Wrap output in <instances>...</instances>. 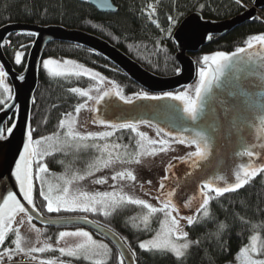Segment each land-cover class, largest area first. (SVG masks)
Wrapping results in <instances>:
<instances>
[{"label":"water","instance_id":"1","mask_svg":"<svg viewBox=\"0 0 264 264\" xmlns=\"http://www.w3.org/2000/svg\"><path fill=\"white\" fill-rule=\"evenodd\" d=\"M76 1L86 2L101 14H113L116 10L111 0ZM263 10L264 0H253L250 10L223 22L204 20L198 13L184 18L171 34L176 50L174 59L178 65V72L171 77H158L149 73L120 50L85 32L59 26L8 24L1 27L0 66L7 74L4 83H9L11 98L7 107L4 105L0 110V197L12 192L28 209L26 213L17 211L13 214L11 227L19 216H25L30 224L39 228H82L108 242L117 252L122 264H136L135 256L120 236L91 219L86 217L89 221L86 222L80 217L50 219L42 216L24 199L13 175L16 161L24 150L23 145L30 131L31 107L43 54L53 43L85 49L105 60L148 94L163 95L161 99L134 97L131 98L132 103L127 104L115 95V88H106L105 91L111 94L104 96L98 104L96 100L92 103L87 116L88 123L101 127L124 122H133L136 126L146 125L168 141L193 148L195 145L181 143L178 138H191L197 132L205 137L207 147L204 158H194L193 163V159L186 156L166 167L167 179H162L157 191L153 193L156 202L163 205L170 199L180 218L187 220L191 216L194 220L203 210L200 209L203 194H206L203 190L214 197L228 196L239 191L245 184L221 195L203 188V185L211 182L213 188L230 187L236 183V173L241 171V166L264 167V131L260 127L264 118V43L255 41L251 46L242 48L241 52L226 54L230 59L221 61L219 69L211 59L199 65L192 56L207 47L213 38H223L236 28L256 20L257 13ZM15 34L33 36L20 73L14 70L3 51L8 37ZM198 67L204 69L206 79L198 101L196 119L192 120L184 114L181 101L164 94L190 87L195 82ZM195 96L196 93L193 98ZM11 118L12 125L9 128L12 131L8 132L9 128L4 131L5 124ZM101 120L106 123L101 124ZM160 129L163 131H158ZM245 149L253 152V156L249 157ZM262 173L264 171L257 172L249 180ZM161 184L164 185L163 189ZM169 192L172 193L170 198L167 196ZM32 194L33 190L31 196ZM6 211L0 199V218H6ZM29 214L32 216L31 220ZM9 232L10 230L6 231L5 237Z\"/></svg>","mask_w":264,"mask_h":264},{"label":"trees","instance_id":"2","mask_svg":"<svg viewBox=\"0 0 264 264\" xmlns=\"http://www.w3.org/2000/svg\"><path fill=\"white\" fill-rule=\"evenodd\" d=\"M249 1L253 3V0ZM111 2L116 9L115 12L101 14L86 2L80 3L76 0H0V28L8 24H22L40 27L59 26L85 32L120 50L149 73L158 77H171L178 72L171 33L184 18L192 13H198L204 20L223 22L244 12L243 6L236 0H111ZM171 21H174L173 26H170ZM260 35H264V10L256 20L236 28L223 38H213L207 47L192 57L201 62L206 55L211 57L217 52L230 54L250 45L252 37ZM32 42L33 36L30 34H15L8 37L5 43L7 46L3 47L5 57L17 73L23 70ZM17 51L23 52L19 66L14 64V54ZM46 58L69 60L101 73L106 80L113 82L122 90L124 96L132 97L140 90L105 60L80 47L53 43L44 51L43 59ZM88 85L85 78L53 77L40 68L30 114L33 139L55 138L61 134L60 121L74 113L76 107L84 102L83 98L70 89H85ZM11 125L12 118L5 124L4 131ZM63 152L64 150L56 151L47 155L42 162L49 170L62 172L66 169L64 163H67L65 158L63 159ZM56 162L59 163L56 165ZM262 179L263 173L249 180L235 194L212 198L207 207L208 215L182 228L188 232V237L182 239L193 243L179 258L166 251L140 249V242L156 233L160 218H152L151 223L145 227L137 225L133 218L138 214L145 215L146 211L132 204L120 206L112 216L107 217L79 212H48L46 200L40 195L42 190L34 178L32 205L42 216L50 219L87 217L102 227L104 226L96 220H106L116 228L115 233L135 254L136 264H236L243 257L239 255L241 248L248 244L253 235H259L264 245ZM136 220L138 223V218ZM39 229L43 230H40L42 240L53 244L61 231L78 228ZM90 234L106 242L96 234L92 232ZM14 239L15 236L11 233L5 237L0 247V257H5V250L12 248ZM109 246L114 256L104 264H122L115 249L110 244ZM46 257L54 258L61 264H93L83 258H71L57 252H50Z\"/></svg>","mask_w":264,"mask_h":264},{"label":"rangeland","instance_id":"3","mask_svg":"<svg viewBox=\"0 0 264 264\" xmlns=\"http://www.w3.org/2000/svg\"><path fill=\"white\" fill-rule=\"evenodd\" d=\"M237 2H241L240 4L243 6L244 11L250 10L252 8L253 3L249 0H236ZM150 6V5H148ZM147 6V7H148ZM151 10H154L153 7H150ZM261 12L257 13V16H259ZM174 25V21H171L170 26ZM258 41L252 39V43ZM251 43V44H252ZM23 53V52H22ZM23 56V55H22ZM48 59V58H46ZM22 60V58H21ZM45 59H42L40 68L45 71L50 76L53 77H67V76H73V77H82L87 79V83L89 85L85 89H81V91L87 92V96H81L79 93L77 94L80 98L84 99V102L82 103L84 105L83 108L79 110V112L74 111V113L64 117L62 120L65 121L64 127L60 126L59 129V135H57L55 138H51L48 140H45L43 142V147L47 148L48 154L50 155L56 151H63L68 152V154L71 155L70 158V165H67V163H64V166L66 167L65 171L62 172H56L49 170L47 172H41L40 177L41 180L44 181L43 184H41L40 180H36L37 185L41 188L42 191H44L47 194L48 191V185L51 184L54 189L62 187L64 185L65 180L72 179V174L75 173L77 175H84V180H74L72 184L69 185L70 192L68 195V199H72L74 196H80V193L86 192L89 195H93L97 192H108L114 194L117 198L119 197H127L128 199L124 200L118 207L116 208H109L107 209L108 215H105L103 211H96V212H89V214H95V215H102L104 217L112 216L114 212L122 205H128L132 204L136 207H139L141 210H145L146 213L144 214H138L136 215V218L133 219L136 221V224H140L142 227H145L146 225L151 223L152 218H160L158 223L159 226L157 228L156 233L149 239L143 240L140 243H145L146 245L149 244L150 241H152L158 232H161V221H164L166 219L165 214L163 212H157L149 214L148 210L143 207V205H137L131 203L132 200H143L145 203L152 205L156 208L163 207L162 204L159 202L157 203L149 192L156 191L158 187V183L161 181V179L164 177V170L168 165H170L172 162L179 160L184 156L185 154L189 153V149L185 147H181L180 145H163L160 144L157 139H155V136L151 131H148L145 128L138 129L136 132H133V134L136 137V133L138 135L139 130L143 132V139L140 135H138V141L137 146L135 147L136 151L134 153L133 158L134 160H130L128 158V154L126 152V148H120L118 149V152L114 148V151L112 152L110 149H106L104 151H99L97 148L92 147V145H99L101 148L104 145V141H96L99 140L98 138H89L87 140H79L78 138L72 139L65 136V133L68 130L69 124H71L72 130L74 132L80 133L82 136H86L87 133H100V132H109L108 128H100V127H88L85 128V122L87 120V116L90 113V107L92 103L95 101V98L98 97L104 89L109 87H114L118 91L120 90L113 82H110L106 80L101 73H98L92 69H89L83 65L77 64L75 62L65 65L63 62L65 60H55L57 61V64L50 65L49 68L64 71L66 74L62 76H54L49 73V70L45 69L43 67V61ZM69 61V60H68ZM202 62L206 63L203 61ZM208 62V61H207ZM14 64L19 66V64L15 63V54H14ZM77 66H82V68H86L89 70V73H82L81 75H73V74H67V73H74L76 71H80L81 69ZM90 73H98L99 77L93 78V76ZM102 78V79H101ZM5 86H7L10 89V86L7 84V81L4 83ZM193 88L190 89L192 91ZM188 92V91H187ZM122 94V92H121ZM11 97V89L8 93H5L3 91V87H0V99L6 100V103L10 100L8 97ZM90 97H93V99H89ZM125 97H128L125 95ZM4 104H0V107H3ZM77 108V107H76ZM61 130V132H60ZM111 132V131H110ZM149 141H155V143H149ZM87 145V147H85ZM40 150V149H38ZM139 152V155H136V153ZM111 153V155H109ZM64 155V153H62ZM115 154V155H114ZM117 154V155H116ZM130 154V152H129ZM47 155H44L43 158ZM99 158V159H98ZM108 160L110 161L107 167H104L103 163L101 161ZM35 162L39 161V158H35ZM44 163V162H43ZM59 162H56V165ZM45 164V163H44ZM95 165V168L91 169V175H87L89 171V165ZM46 166V165H45ZM47 167V166H46ZM69 167L75 168V169H69ZM98 169V170H97ZM99 172V173H98ZM131 173L133 178H129L126 173ZM117 173H124L123 177L117 176ZM113 176H116L117 178L113 180ZM103 180L104 182L101 184L95 183L96 180ZM263 183H264V173H263ZM59 194V193H56ZM80 200L83 201V197L80 196ZM46 209H47V201H46ZM48 211V210H47ZM65 211V210H61ZM205 211V210H204ZM55 212V211H54ZM66 212H79L84 213L82 211H66ZM148 216V222L145 224L144 222V216ZM171 216L176 218L179 221L180 227H185V224L187 223V220H184L179 217V215L175 212H171ZM204 212L200 214V217H204ZM199 217V219H200ZM138 218V223L137 219ZM197 219V217H196ZM97 223L103 225L109 230L117 231L116 228L108 224L106 220L97 219ZM42 229H39L32 226L25 216H19L16 221L13 224L12 230H10L11 235L15 236L16 240V234L17 231L19 232L20 236V251L16 250V244L12 246V248H7L5 250V257H20V256H26L31 257L30 253H37L42 255H35L33 256L31 260H34L35 263L38 264H61L57 262L54 258L46 257L50 252H57L61 255L68 256L71 258H83L84 260L97 264V261H99V264H104L114 256L113 251L109 244H107L104 241L98 240L94 238L89 231L78 228L73 230H63L61 232H77V231H87L89 235L92 238V241H94V244H89L90 250L92 252H98V255H89L87 258L85 254L77 249L78 244L82 243H88L86 237H79V236H64L60 237L58 233L57 241L53 244H49L46 241L42 240L41 234ZM175 242L177 244H182L185 242L189 243V248L192 246V241H188L186 239H175ZM99 245H105L104 248H99ZM140 245V244H139ZM253 245L256 247V251L250 253L251 257L253 259H260L264 260V245L261 243V238L259 235H253L248 244L245 247L251 248ZM47 246V247H46ZM33 248H44L43 252L39 251H31ZM188 248V249H189ZM60 249H64V252H61ZM141 249V248H140ZM188 249H182V252L185 254V252ZM142 250H155L152 249L149 245L145 249ZM164 251V250H160ZM174 255L175 253L171 251H166ZM69 253H72L71 255ZM240 253V252H239ZM12 254V255H11ZM47 254V255H45ZM183 254V255H184ZM10 255V256H8ZM182 255V256H183ZM240 255V254H239ZM180 256V257H182ZM242 257V256H241ZM179 258V257H177ZM12 258H4L0 257V263L4 260H11ZM119 260H121L119 258ZM236 264H245L244 258H240L239 262Z\"/></svg>","mask_w":264,"mask_h":264},{"label":"snow or ice","instance_id":"4","mask_svg":"<svg viewBox=\"0 0 264 264\" xmlns=\"http://www.w3.org/2000/svg\"><path fill=\"white\" fill-rule=\"evenodd\" d=\"M171 19V18H170ZM254 40H258L261 43H264V35L260 36H255L252 37ZM4 46H7L6 44ZM251 46V44L249 45ZM243 49H237V52H241ZM23 53L17 51L15 53V63L20 64L21 63V58H22ZM212 60L213 63L217 64L218 69L222 66L220 64L221 61H227L230 59L229 56H227L223 52H217L213 56H204L203 61L207 62L209 60ZM65 65L73 63L72 61L65 60L63 62ZM57 64V61L52 60V59H45L43 61V67L47 70H49V73L54 76H62L65 75L66 73L64 71H59L55 69L49 68L50 65H55ZM80 68V71H76L74 73H67V74H73V75H81L82 73H89V70L86 68H82V66H77ZM93 78L99 77L98 73H90ZM6 72L2 66H0V87H3V91L5 93H8L10 89L4 85V77L6 76ZM200 75V85L196 87L195 93L196 96L195 98L189 97L187 94H176L173 95L172 93H165L164 95L167 97H170L174 100L181 101L183 104V112L184 114L192 119H196V113L198 109V101L202 95V92L204 90V84H205V79H206V72L202 69L199 73ZM102 79V78H101ZM71 92L73 93H79L81 96H87L88 93L81 91L79 88H71ZM111 93L109 91L103 92L100 96L96 97V103H100V100L103 99L104 96H108ZM115 95H117L121 100H123L127 104H131L132 100L128 97H125L124 95L121 94L120 91H116ZM11 97L9 96L8 99ZM137 99L140 98H145V99H161V97H149L147 93H139L136 95ZM89 99H93V97L89 96ZM0 104H4L7 107L6 100L0 99ZM84 105L80 104L77 106L76 111L79 112L81 108H83ZM101 124H105L106 121L101 120ZM141 123H146L144 121H141ZM65 121L61 120L60 121V126L64 127ZM111 127L113 130L117 128H124V129H131L133 132H136V124L133 122H124L120 124L116 123H111L108 125ZM261 130L264 131V118L261 120ZM12 129L9 128L8 132H11ZM158 131H163L162 129ZM112 135V132H100V133H87L86 136H82L78 132H74L72 130L71 124L68 126V130L65 133V136L68 138L76 139L78 138L79 140H87L89 138H105L109 137ZM138 135L141 136L143 139V134L138 133ZM167 135V133H165ZM51 139V137H41L40 139H33L32 131L30 130L28 133V139L24 142V150L23 152L20 153L19 160L16 161L15 165V170L13 171V175L15 176L16 180L19 183V189L20 193L23 195L24 199L28 201V204L31 205L33 203L32 201V184H33V179L35 178L36 180H40L41 184L44 183L43 180H41L40 173L41 172H47L48 169L45 166V164L42 162L43 161V156L48 154L47 148L43 147V142L45 140ZM181 143L187 142L190 144L195 145V151L194 152H189L188 153V159H193V163H195L194 158H204L206 155V147L207 144L205 142V137L197 132L195 135L191 138H178ZM166 141H160L161 144L165 143ZM149 143H155V141H149ZM87 147V145H85ZM92 147L97 148L99 151H104L108 149V145L105 144L102 148L99 145H92ZM113 148H119V144H114L112 145ZM127 147V146H125ZM40 149V150H38ZM246 154L251 157L253 156V152L245 149ZM243 154V153H242ZM111 155V153H109ZM136 155H139V152L136 153ZM34 158H39L38 162H35L34 164ZM99 159V158H98ZM104 165V167H107L109 162L108 160H103L101 161ZM33 167H35V173H33ZM95 168V165H89V171L87 175H91V169ZM98 170V169H97ZM264 171V167L261 168H250L248 166H241V171L236 173V183L232 184L230 187H212L211 182H206L203 185V188L208 189L209 191H214L217 195H221L225 192L239 189L242 187V185L246 184L248 180L254 176H256L257 172ZM242 173V174H241ZM125 175L124 173H117V176H120L121 178ZM126 175L129 178H133L132 174L126 173ZM117 177L113 176V180H115ZM85 176L84 175H77L75 173L72 174V179L65 180L64 185L62 187L54 189L51 184L48 185V191L47 194L44 191L40 192V195L44 197V199L47 201V210L48 212H59L62 209L65 211H82L84 213H89V212H96V211H103L105 215H108L107 209L109 208H116L118 207L124 200L128 199L127 197H119L117 198L114 194L108 193V192H97L93 195H89L86 192L80 193V196L83 197V201L80 200V196H74L72 199H68V195L70 192L69 185L73 183L74 180H84ZM167 179V177H165ZM103 180H96L95 183L101 184L103 183ZM161 189L164 188V185H160ZM59 193V194H56ZM167 196L170 198L172 196V193L169 192ZM3 201V206L7 210L5 213L6 218H0V243H3L5 239V233L8 230H12L11 227V221L13 219V214L15 212H21V213H26L28 212L27 206L23 205L19 200H17L16 196L13 195L12 192H8L6 196L0 197ZM131 203L137 204V205H143L145 209L148 210L149 214L152 213H157V212H163L165 214L166 219L164 221H161V232H158L156 234V237L149 242V244L145 243H140L139 247L141 249H145L149 245L151 246L152 249L155 250H164V251H171L175 253L177 257L182 256L184 253L182 252V249H188L189 248V243L185 242L182 244H177L174 240L175 239H180V238H187L188 237V232L183 231V229L180 227L179 221L171 216V212L175 211V206L171 205V200L167 199L165 203L163 204V207L161 208H156L153 207L150 204L145 203L143 200H132ZM11 204V207L9 205ZM209 204V196L207 194H203V202L200 204V209H205L204 215L207 216L208 213L206 211V206ZM171 205V208H170ZM81 219H85L86 222H89L86 220V217H80ZM32 219L31 214H29V220ZM144 222L147 224L148 222V216H144ZM187 223L188 225L193 224V218L191 216L187 217ZM79 236V237H86L88 243H82L77 245V249L82 251L86 258L89 255H98V252H92L90 250L89 244H94L95 242L92 241L91 236L87 231H77V232H60L59 236L64 237V236ZM20 236L19 232L17 231L16 234V240L14 243L16 244V250L20 251ZM47 247V246H46ZM99 248H104L106 247L105 245H99ZM31 251H39L43 252L44 248H33ZM61 252H64V249H60ZM256 247L253 245L251 248L245 247L241 248L240 250V255L243 256L245 264H264V260L260 259H253L250 255V253L255 252ZM70 255L72 253H69ZM135 254L133 253V256ZM51 264V262H49ZM97 264H99V261H97Z\"/></svg>","mask_w":264,"mask_h":264},{"label":"flooded vegetation","instance_id":"5","mask_svg":"<svg viewBox=\"0 0 264 264\" xmlns=\"http://www.w3.org/2000/svg\"><path fill=\"white\" fill-rule=\"evenodd\" d=\"M199 63V65H201V64H203V62H198ZM202 70V68H200V67H198L197 68V72H196V79H195V82L190 86V87H188V88H186V89H184V90H181V91H177V92H173L172 94L173 95H176V94H181V95H183V94H187L189 97H192L193 98V95H194V93H195V89H196V87H198L199 86V84H200V75H199V73H200V71ZM204 70V69H203ZM121 74V73H120ZM173 76V75H172ZM138 87V86H137ZM139 88V87H138ZM191 88H193V90L192 91H190V89ZM140 90H139V92H138V94L139 93H147V92H145L144 90H142L141 88H139ZM105 90H103V92H104ZM188 91V92H187ZM102 92V93H103ZM136 95L137 94H135L134 96H132L133 98L134 97H136ZM147 95L149 96V97H153V96H156V97H161V96H163V95H152V94H148L147 93ZM90 126H92L93 128L94 127H100V128H108V130H109V132L111 131L112 132V135L111 136H109V137H105V138H98L99 140H96V141H104V145L105 144H107L109 147H108V149H110L112 152L114 151V148L112 147V145H114V144H119L120 145V148H126L127 150H126V152H127V154H128V158L130 159V160H134L135 158H133V156H134V153H135V151H136V149H135V147L137 146V141H138V135H137V133H136V137H135V135L133 134V131L131 130V129H124V128H117V129H115V130H113L112 128H109V127H101V126H96V125H93L92 123H88L87 122V120H86V122H85V128H88V127H90ZM142 128H145V129H147L148 131H151L152 133H153V135L155 136V139H157V141L160 143V141H166L165 143H163V145L165 146V145H180L181 147H185V148H187V150L189 149V151L190 152H194L196 149L195 148H193V147H186V146H183V145H181V144H179V143H176V142H171V141H168V140H166L165 138H163V137H161V136H159L158 134H157V132L153 129V128H151V127H149V126H146V125H140V126H136V130H138V129H142ZM137 132H139V133H142L143 134V132L141 131V130H139V131H137ZM161 144V143H160ZM103 145V146H104ZM125 146H127V147H125ZM116 149V151L118 152V149L119 148H115ZM129 152H130V154H129ZM64 153V156H63V159L65 158V160H66V162H67V165H70L71 164V162H70V158H71V155L70 154H68V152L66 151V152H63ZM115 155V154H114ZM117 155V154H116ZM186 156H188V153L187 154H185L184 156H182V158H184V157H186ZM182 158H180V159H182ZM179 159V160H180ZM136 160V159H135ZM69 169H75V168H72V167H69ZM66 170V169H65ZM64 170V171H65ZM99 173V172H98ZM165 178V170H164V177L162 178V179H164ZM162 179H161V181H162ZM160 181V182H161ZM159 182V183H160ZM159 183H158V187H159ZM158 187H157V189H158ZM157 191V190H156ZM156 191H151V192H149L150 194H152V196H153V193L154 192H156ZM208 196H209V202L211 201V199L212 198H219V197H214L213 195H211L208 191H206V190H203ZM156 201V200H155ZM158 203V202H157ZM209 205V204H208ZM208 205L206 206V211H207V207H208ZM204 210L205 209H203L201 212H199V214H197L196 215V217H197V219H196V217L194 218V220H193V223L194 222H196V221H198L199 220V217H200V214L202 213V212H204ZM182 219H184V218H182ZM184 220H186V219H184ZM95 223V222H94ZM186 225H188V223H186L185 224V226ZM44 229H47V228H44ZM51 229H56V228H51ZM57 229H62V228H57ZM2 244V243H1ZM0 247H1V245H0ZM35 256V255H34ZM31 259L32 258H34L33 256H31L30 257ZM30 263H32V264H38V263H35V261L34 260H32Z\"/></svg>","mask_w":264,"mask_h":264},{"label":"built area","instance_id":"6","mask_svg":"<svg viewBox=\"0 0 264 264\" xmlns=\"http://www.w3.org/2000/svg\"><path fill=\"white\" fill-rule=\"evenodd\" d=\"M29 262H31L30 258L17 257V258H12L11 260H4L0 264H16V263H29Z\"/></svg>","mask_w":264,"mask_h":264}]
</instances>
